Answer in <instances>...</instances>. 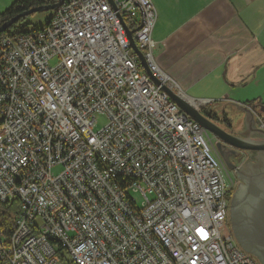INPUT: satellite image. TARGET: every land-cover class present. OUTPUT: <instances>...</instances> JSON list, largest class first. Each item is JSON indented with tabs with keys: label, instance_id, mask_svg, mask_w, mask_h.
<instances>
[{
	"label": "built area",
	"instance_id": "2783aa9c",
	"mask_svg": "<svg viewBox=\"0 0 264 264\" xmlns=\"http://www.w3.org/2000/svg\"><path fill=\"white\" fill-rule=\"evenodd\" d=\"M112 1L0 35V264H256L226 222L227 168L166 91L152 0Z\"/></svg>",
	"mask_w": 264,
	"mask_h": 264
},
{
	"label": "crops",
	"instance_id": "0c3cea01",
	"mask_svg": "<svg viewBox=\"0 0 264 264\" xmlns=\"http://www.w3.org/2000/svg\"><path fill=\"white\" fill-rule=\"evenodd\" d=\"M152 3L154 58L183 99L196 108L208 100L209 110L217 100L241 111L264 105V0Z\"/></svg>",
	"mask_w": 264,
	"mask_h": 264
},
{
	"label": "water",
	"instance_id": "95a60500",
	"mask_svg": "<svg viewBox=\"0 0 264 264\" xmlns=\"http://www.w3.org/2000/svg\"><path fill=\"white\" fill-rule=\"evenodd\" d=\"M108 1L113 5L112 0H108ZM62 2L63 0H57L55 3L51 5L35 7L27 11H23L15 15L11 19L5 21L4 23H2L0 25V33L4 32V30L7 27H9L17 18L28 15L36 11L55 10ZM127 33L129 36L131 47L138 55L141 64L145 68L143 55L141 51L136 47L133 38L131 36V32L127 31ZM146 71L147 73L150 74V72L147 69ZM166 91L168 95L173 99V101L177 104V106L182 111H184L185 114H187L191 119H193L198 126L202 127L206 131V133L211 134V136L216 140V142L214 143V147L218 152H219L218 146L221 143H223L237 150H245V151L248 150V151H257L264 153V130L258 128L254 120V112L264 113V105L262 104L252 105V106L245 105L242 107L243 111L241 112H243L242 113L243 116L240 126H243V129L241 130L242 127H239L240 129L239 128L237 129L238 134L235 135L225 130L222 126L216 124L209 117L201 113L198 108L194 107L191 103L183 99L177 93H174L168 89H166ZM221 159L227 169L235 168V165L231 164L223 156H221ZM259 183L261 184L260 185L261 192L264 194V175H261V179ZM236 196L239 197L234 198V201L231 205V209H229V203L227 207V219L229 218V215H231V222L234 228L236 238L239 241L240 245H238L237 243L236 244L241 250L248 253L251 252L249 249H253L256 253L258 251H262L264 249V205H262L261 207L262 209L260 211V216L254 215V217L253 216L248 217L251 225L250 228L247 219L246 220L241 219V213L237 204L239 203L238 201L242 199V197L239 194ZM247 245L251 247H248L247 249L246 247ZM251 254H253V252H251Z\"/></svg>",
	"mask_w": 264,
	"mask_h": 264
},
{
	"label": "flooded vegetation",
	"instance_id": "af4514ba",
	"mask_svg": "<svg viewBox=\"0 0 264 264\" xmlns=\"http://www.w3.org/2000/svg\"><path fill=\"white\" fill-rule=\"evenodd\" d=\"M239 127H242L241 130L243 129V126ZM223 128L230 133L235 135L238 134V128L232 129L231 126L225 124ZM211 137V134H209L213 150L218 158L222 161L221 156H223L231 164L235 165L234 169H227L232 180V191L228 200L229 209H231L234 198L239 197L236 196L239 194L242 199L238 201L239 203L237 204L241 213V219H247V222H249V227L251 228L248 217H254V215L260 216V211L262 209L261 207L264 205V194L261 192V184L259 183L261 175H264V153L257 151L237 150L223 143L218 146V152L214 147L216 140L214 138L212 139ZM227 224L236 243L240 245L234 232L231 222V215H229V218L227 219ZM246 247L248 249V247L251 246L247 245ZM249 250L253 252L260 264H264V249L262 251H258L257 253L253 249Z\"/></svg>",
	"mask_w": 264,
	"mask_h": 264
},
{
	"label": "trees",
	"instance_id": "16d2710c",
	"mask_svg": "<svg viewBox=\"0 0 264 264\" xmlns=\"http://www.w3.org/2000/svg\"><path fill=\"white\" fill-rule=\"evenodd\" d=\"M56 1L57 0H13L8 7H6L3 11L0 12V25L23 11H27L35 7L51 5ZM44 11H49V10H44ZM53 13L54 10H52L48 19L42 25H33L30 22L26 21L25 20L26 15L19 17L9 27H7L4 30V32L0 33V35L13 36L16 34L27 33L32 30H37L47 24L49 19L52 17ZM198 109L201 113L209 117L211 120L219 119L224 124L230 126L229 119L225 116L224 112H222L221 116L218 117L215 113H212L213 111L209 110L206 107V105ZM11 204L8 205L7 203H3L0 200V221H2L5 224L6 231L8 232L11 230V223L6 221V219L11 221V211H10Z\"/></svg>",
	"mask_w": 264,
	"mask_h": 264
},
{
	"label": "rangeland",
	"instance_id": "374dc122",
	"mask_svg": "<svg viewBox=\"0 0 264 264\" xmlns=\"http://www.w3.org/2000/svg\"><path fill=\"white\" fill-rule=\"evenodd\" d=\"M13 0H0V12L3 11L6 7L9 6V4L12 2ZM52 10L49 11H36L34 13H30L28 15H26L25 20L30 22L33 25H42L46 22V20L48 19L49 15L51 14ZM54 60L51 61V63H53ZM195 96H200V94L194 93ZM207 105V104H206ZM209 107L211 110H213L218 117L221 116V113L224 112L225 116L228 118H231V124H232V129L235 128V126L238 128L241 124V119H242V113L241 110L236 107L233 106L231 104H225L222 101L217 100L216 102H212L211 104H209ZM261 116H263L264 118V113H259ZM213 121H216L215 123L220 125V126H224V123L222 121H220L219 119H215ZM106 123V117L104 115H99L97 118V122L96 125L94 127V129H98L100 127H102L104 124ZM226 125V124H225ZM228 128V127H227ZM207 136L209 137V134L207 133ZM213 139V137H211ZM210 139V138H209ZM60 167L59 166H54L52 168V171L54 173L59 172ZM134 199L136 200V202L139 204L141 197L139 196V194H133ZM245 252V251H244ZM254 261L256 264H260L258 262V260L255 258V256L251 253L246 252Z\"/></svg>",
	"mask_w": 264,
	"mask_h": 264
},
{
	"label": "bare ground",
	"instance_id": "6f19581e",
	"mask_svg": "<svg viewBox=\"0 0 264 264\" xmlns=\"http://www.w3.org/2000/svg\"><path fill=\"white\" fill-rule=\"evenodd\" d=\"M261 113V112H260Z\"/></svg>",
	"mask_w": 264,
	"mask_h": 264
}]
</instances>
